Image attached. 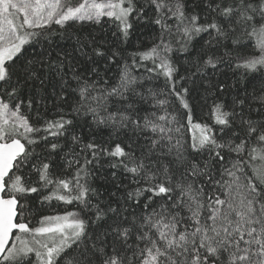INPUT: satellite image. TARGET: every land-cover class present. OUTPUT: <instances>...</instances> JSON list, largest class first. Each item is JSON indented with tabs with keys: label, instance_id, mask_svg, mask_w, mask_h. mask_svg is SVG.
Wrapping results in <instances>:
<instances>
[{
	"label": "snow or ice",
	"instance_id": "snow-or-ice-1",
	"mask_svg": "<svg viewBox=\"0 0 264 264\" xmlns=\"http://www.w3.org/2000/svg\"><path fill=\"white\" fill-rule=\"evenodd\" d=\"M0 264H264V0H0Z\"/></svg>",
	"mask_w": 264,
	"mask_h": 264
}]
</instances>
